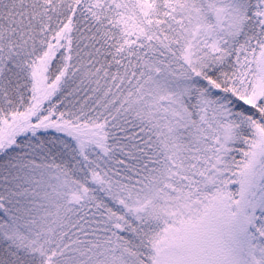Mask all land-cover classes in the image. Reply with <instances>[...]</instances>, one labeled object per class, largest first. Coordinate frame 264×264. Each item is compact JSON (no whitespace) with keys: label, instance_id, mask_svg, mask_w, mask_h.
<instances>
[{"label":"snow or ice","instance_id":"6c2138e0","mask_svg":"<svg viewBox=\"0 0 264 264\" xmlns=\"http://www.w3.org/2000/svg\"><path fill=\"white\" fill-rule=\"evenodd\" d=\"M0 264H264V0H0Z\"/></svg>","mask_w":264,"mask_h":264}]
</instances>
